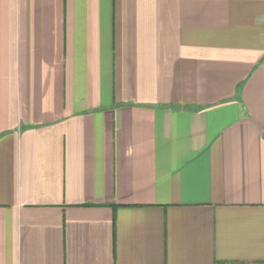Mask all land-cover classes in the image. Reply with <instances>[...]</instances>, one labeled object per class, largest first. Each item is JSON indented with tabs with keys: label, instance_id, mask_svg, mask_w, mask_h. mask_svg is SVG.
Listing matches in <instances>:
<instances>
[{
	"label": "crops",
	"instance_id": "0c3cea01",
	"mask_svg": "<svg viewBox=\"0 0 264 264\" xmlns=\"http://www.w3.org/2000/svg\"><path fill=\"white\" fill-rule=\"evenodd\" d=\"M0 264H264V0H0Z\"/></svg>",
	"mask_w": 264,
	"mask_h": 264
}]
</instances>
